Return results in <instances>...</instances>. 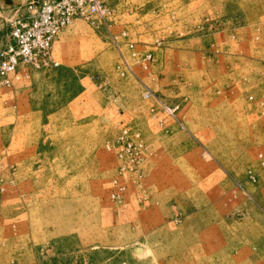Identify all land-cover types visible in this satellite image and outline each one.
Here are the masks:
<instances>
[{"label":"rangeland","instance_id":"rangeland-1","mask_svg":"<svg viewBox=\"0 0 264 264\" xmlns=\"http://www.w3.org/2000/svg\"><path fill=\"white\" fill-rule=\"evenodd\" d=\"M102 1L0 87V264H264V0Z\"/></svg>","mask_w":264,"mask_h":264},{"label":"built area","instance_id":"built-area-1","mask_svg":"<svg viewBox=\"0 0 264 264\" xmlns=\"http://www.w3.org/2000/svg\"><path fill=\"white\" fill-rule=\"evenodd\" d=\"M15 6V0H0V8ZM113 13L102 0H25L19 7H15V14L9 20L8 39L0 51V87L10 88L15 83L28 79L33 71L59 66L53 46L62 31L76 19H83L92 27L101 28L107 25V18ZM107 27L110 28L109 25ZM130 46L134 47L133 43ZM134 56H137L136 52ZM152 56L151 52H146L142 57L138 55L136 60L149 78H153L150 70ZM121 74L124 75V71ZM144 85L143 97L155 99L148 84ZM161 104L168 116L177 118V108ZM125 138L122 136L123 142ZM259 157L264 166L263 154ZM127 160L130 162L128 155ZM127 168L128 165L121 164L119 170L124 172ZM114 183L118 190L124 189L120 187L117 179ZM112 196L117 197L119 194L113 193Z\"/></svg>","mask_w":264,"mask_h":264},{"label":"water","instance_id":"water-1","mask_svg":"<svg viewBox=\"0 0 264 264\" xmlns=\"http://www.w3.org/2000/svg\"><path fill=\"white\" fill-rule=\"evenodd\" d=\"M8 3H11V1H8ZM136 252H137V253H141V252H142V249L137 248V249H136Z\"/></svg>","mask_w":264,"mask_h":264}]
</instances>
